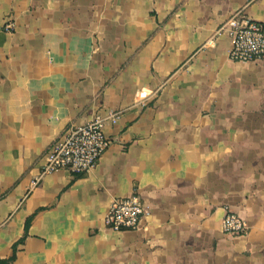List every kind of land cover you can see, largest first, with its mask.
<instances>
[{
  "label": "crops",
  "instance_id": "1",
  "mask_svg": "<svg viewBox=\"0 0 264 264\" xmlns=\"http://www.w3.org/2000/svg\"><path fill=\"white\" fill-rule=\"evenodd\" d=\"M239 10L264 24V0H0V258L16 244L11 264H264V57L231 60L216 34ZM97 114V164L31 186ZM131 194L140 227L109 228ZM227 209L245 234L222 231Z\"/></svg>",
  "mask_w": 264,
  "mask_h": 264
},
{
  "label": "built area",
  "instance_id": "2",
  "mask_svg": "<svg viewBox=\"0 0 264 264\" xmlns=\"http://www.w3.org/2000/svg\"><path fill=\"white\" fill-rule=\"evenodd\" d=\"M10 25H6L8 28ZM226 31L231 38L228 57L238 62H249L264 57V24L251 18L242 11H236L226 17L216 29V34ZM213 39L205 44L212 45ZM149 92L139 88L134 92L136 103H146ZM118 112H112L108 118L115 122ZM104 118L95 115L89 122L66 128L49 147L40 173L31 182L35 185L39 178L49 172L65 169L73 174H82L91 170L110 144L104 130ZM146 207L138 194L115 198L106 213L105 223L113 230H136L146 213ZM221 229L232 235H243L248 230L247 221L238 213L226 210L222 218Z\"/></svg>",
  "mask_w": 264,
  "mask_h": 264
},
{
  "label": "trees",
  "instance_id": "3",
  "mask_svg": "<svg viewBox=\"0 0 264 264\" xmlns=\"http://www.w3.org/2000/svg\"><path fill=\"white\" fill-rule=\"evenodd\" d=\"M29 222H30V217L26 219V222H25V231H27ZM21 240L22 239H20L19 241H21ZM16 246H17L16 244L13 245V252H12V254L8 258H0V264H11L12 260L15 257V253H16V250H17V247Z\"/></svg>",
  "mask_w": 264,
  "mask_h": 264
}]
</instances>
